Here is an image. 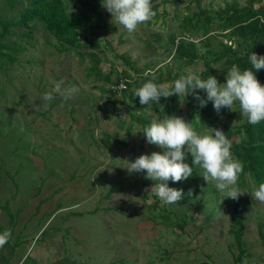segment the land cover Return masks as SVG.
Masks as SVG:
<instances>
[{"label": "rangeland", "instance_id": "1", "mask_svg": "<svg viewBox=\"0 0 264 264\" xmlns=\"http://www.w3.org/2000/svg\"><path fill=\"white\" fill-rule=\"evenodd\" d=\"M17 1L18 5L10 8L0 0L2 19L18 18L24 4ZM63 1L68 12L89 10L88 24L96 27L93 31L97 36L87 30L80 41L98 40L102 47L111 43L104 49L105 60L100 65L104 73L113 77L111 65L118 72L123 69L118 58L121 54H127L141 71L153 77L165 78L168 71H176L177 61L171 60L165 46L170 34H178V25L187 13L182 5L193 0L154 1L151 6L158 5V19L152 18L150 25H138L131 34L102 7L101 0ZM231 1L199 0V4L190 6V13L197 9L213 12ZM105 29L109 30L107 35ZM10 33L2 44L16 43L23 51L18 52L12 66L0 65V201L4 206L0 209V234L11 232L0 249V264H264V247L257 234L264 203L253 199L250 191L239 190V199L248 206L244 212L245 254L235 261L238 250L227 234L233 213L231 199L215 187V182L207 184L203 180V169L196 165L199 174L194 172L187 181L175 182L187 200L168 205L146 192L153 184L145 178L146 172L129 174L124 161L134 162L140 155L162 153V149L147 143L144 137L140 141L141 134L126 136L129 120L118 111H124V106L115 104L118 97H107L96 89L108 85L93 75L86 76L87 59L82 60L74 50L59 52L53 36L40 24L27 42H23L19 29ZM215 33L211 31V35ZM191 39L198 44L200 36ZM182 71L184 76L197 75L200 66L195 63ZM213 77L222 83V77ZM60 82L63 89L75 87L78 91L69 100L53 93L54 99L45 102L43 95ZM180 109L186 115L183 103ZM138 111L152 119L167 117L153 112L152 103ZM225 111L216 126L197 133L205 135L208 128L231 127L244 117L236 104ZM232 112L234 115H230ZM103 133L111 137L107 146L100 141ZM238 139L236 136L235 141ZM185 162H192L190 153ZM193 177H197L194 182L199 191L190 186ZM213 186L217 198L206 209L212 218L210 226L204 224V215L194 213L196 220L185 226L189 237L178 238L164 229L166 223L160 218L155 224L151 220L162 208L174 210L179 216L190 214L200 205L202 191ZM112 208L116 211H104ZM175 241L182 245L174 248ZM166 252L174 254L170 257Z\"/></svg>", "mask_w": 264, "mask_h": 264}, {"label": "trees", "instance_id": "2", "mask_svg": "<svg viewBox=\"0 0 264 264\" xmlns=\"http://www.w3.org/2000/svg\"><path fill=\"white\" fill-rule=\"evenodd\" d=\"M154 1L157 0H151V4ZM245 1L244 5H240L238 0L226 2L223 7L213 12L197 9L190 13V6L193 3L199 4V0L190 1L189 5H182L187 13L178 25V34H176V31L170 34L168 45L165 46L171 60L177 61V69L173 72L168 71L165 78H163L162 76L153 77L150 73H144L137 67L136 63L130 60L127 54L118 56L123 69L118 72L116 67L111 65L110 72L114 74L113 77L109 76L110 74L103 72L100 65L105 60L103 57L104 49L110 48L111 43L106 42L102 47L98 40L80 41V36L87 30H89L90 35L97 36V32L93 31L96 27L88 24L90 20L89 10L79 13L68 12L69 10L63 0H22L24 7L17 19L4 20L0 16V65L5 68L12 66L17 60L18 52L23 51V47L16 43H13L12 46L2 44V39L11 34L12 29H19L22 37L25 38L23 42H27V39L33 38L32 33L35 31L36 25H42L44 30L55 39V46L59 52L74 50L82 60L87 59L89 67L86 69V76L93 75L103 84L108 85L107 88L96 86V89L107 94V97H118L114 101L115 104L124 106V111H118L119 114H126L129 120L125 126L126 136L130 137L133 133L141 134L140 141H142V137L145 138L143 130L150 126L153 119L138 111L143 105L139 103V98L135 96V89L140 88L148 81H152L157 85L170 83L169 86H172L175 80L184 76L183 68L195 63L200 66V72L197 76L206 80L209 76L217 74V77H222L221 84H223L226 82L227 72L233 66L238 67L240 71L251 67L249 57L252 52L258 56H264V0ZM5 2L10 8H14L19 1L5 0ZM164 3H166V0H161L160 4ZM256 3L260 5L256 6ZM151 7L155 12L153 19L157 20L159 17L158 5L154 4ZM86 9H89V6ZM147 25H150V23L148 22ZM214 28L216 30H213ZM108 31V29H105L106 35ZM211 31L212 33L217 31V33L211 35ZM194 36H200L198 44L191 39ZM160 38V35L159 37L156 36V42ZM145 43L149 42L146 41ZM252 70L259 83L264 86V69ZM169 90H171V87ZM196 93L206 99L205 92L196 90ZM181 103L186 107V115L180 109ZM132 105H135L136 109L131 110ZM236 105L237 109L240 108L238 102ZM225 109L218 113L211 101L205 107H200L199 102L190 91L182 96L162 97L158 104L152 103L153 112L160 116L175 115L181 118V115L186 116L185 122L190 123L196 132L203 131L206 127L216 126L221 116L225 115ZM230 115H234V113L232 112ZM222 130L231 142L232 157L243 165V171L239 174L235 186L240 191L246 190V193L247 191L253 193L260 184L264 183V121L252 125L244 116L241 122L231 127H224ZM236 136L239 137L238 141H235ZM110 139L109 135L103 133L100 141L104 146H107ZM190 166H193L192 162H190ZM193 171L196 175L200 172L195 169V166ZM197 177L191 179L190 186L199 191L194 182ZM168 186L177 190L180 189L171 180L168 181ZM201 195L200 205L191 210L190 214L188 212L179 216L174 210L162 208L160 209L161 212L155 218L152 217L151 220L155 224V219L160 218L166 223L164 229L174 233L178 238L182 235L188 236L186 235L185 226L196 220L194 213L204 215V224L210 226L212 218L206 209L209 210L208 204L214 203L217 198L214 186L207 187ZM206 195L209 197L208 199L205 198ZM186 197L184 196L185 200H187ZM230 206L233 213L230 214L228 219L227 234L232 237L231 244L238 250L234 260L239 262L245 254V243L243 241L246 229L244 212L248 204L246 205L238 198L237 200L231 199ZM3 208L4 206L0 201V209ZM150 209L151 212L155 211L153 206ZM112 210L116 211L113 208L110 210L104 209L105 212ZM210 210L213 211L212 208ZM71 214L82 216V213ZM177 230L178 233H176ZM44 233L45 230L41 234ZM257 234L264 247V217L259 219ZM179 245H182L180 241L173 243L174 248ZM166 254L171 257L174 253L166 252Z\"/></svg>", "mask_w": 264, "mask_h": 264}, {"label": "clouds", "instance_id": "3", "mask_svg": "<svg viewBox=\"0 0 264 264\" xmlns=\"http://www.w3.org/2000/svg\"><path fill=\"white\" fill-rule=\"evenodd\" d=\"M101 4L130 34L137 30L138 25L155 16L151 0H101ZM249 60V69L240 71L233 66L227 72L226 82L223 84L218 83L213 76L205 80L195 74H188L175 80L172 86L148 81L135 89L134 94L141 105H149L158 104L162 97L182 96L190 91L200 107H205L211 101L218 113L225 108L231 110L238 102L241 115L246 116L250 124L256 125L264 121V86L259 83L252 69H264V56L252 52ZM61 85L62 82L57 83L52 92L45 93L42 99L50 102L54 99L53 93H58L65 100H69L78 91L75 87L63 89ZM196 90L205 92L206 99L198 95ZM47 106L45 103L44 107ZM208 130V134L200 135L190 123L174 115L160 120L153 119L150 126L143 130V134L147 143L160 147L162 153L140 155L134 162L125 160L127 166L124 169L129 174L146 172L145 178L153 184L145 191L171 205L182 200L184 194L183 190L169 187L168 181H187L193 175L194 166L199 165L203 169L201 177L207 184L215 182V187L224 192L227 198L237 200L241 194L235 185L243 171V165L232 157L231 142L223 130ZM189 153L193 166L185 162ZM188 195H192L191 190ZM251 197L264 203V183L259 185ZM10 237L11 232L8 230L0 234V249L7 244Z\"/></svg>", "mask_w": 264, "mask_h": 264}]
</instances>
